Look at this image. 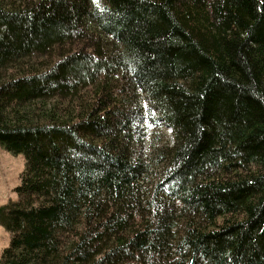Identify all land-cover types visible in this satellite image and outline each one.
I'll return each instance as SVG.
<instances>
[{"label":"trees","instance_id":"trees-1","mask_svg":"<svg viewBox=\"0 0 264 264\" xmlns=\"http://www.w3.org/2000/svg\"><path fill=\"white\" fill-rule=\"evenodd\" d=\"M0 146V264H264V0H0Z\"/></svg>","mask_w":264,"mask_h":264},{"label":"rangeland","instance_id":"rangeland-1","mask_svg":"<svg viewBox=\"0 0 264 264\" xmlns=\"http://www.w3.org/2000/svg\"><path fill=\"white\" fill-rule=\"evenodd\" d=\"M82 49L79 47L76 50ZM142 103L148 106L146 100L142 99ZM172 142V132L167 127L151 128L146 135L143 144V153H150V148L153 144L160 143V146H165ZM25 169V157L23 155H13L0 146V207L8 204L10 201L17 200L18 196L15 189L21 184V175ZM159 174L161 169L158 168ZM158 172H153L151 181H156ZM11 234L0 225V256L5 249L9 248Z\"/></svg>","mask_w":264,"mask_h":264}]
</instances>
